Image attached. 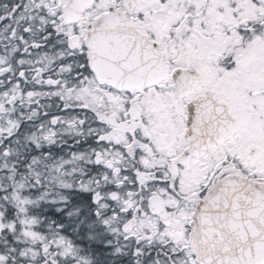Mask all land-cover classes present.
Returning a JSON list of instances; mask_svg holds the SVG:
<instances>
[{"label": "snow or ice", "instance_id": "obj_1", "mask_svg": "<svg viewBox=\"0 0 264 264\" xmlns=\"http://www.w3.org/2000/svg\"><path fill=\"white\" fill-rule=\"evenodd\" d=\"M0 264H264V0H0Z\"/></svg>", "mask_w": 264, "mask_h": 264}]
</instances>
